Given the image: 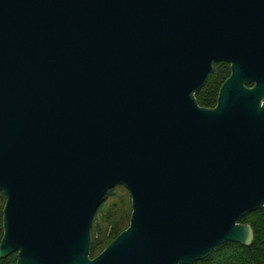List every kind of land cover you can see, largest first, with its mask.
Here are the masks:
<instances>
[{
	"label": "water",
	"instance_id": "95a60500",
	"mask_svg": "<svg viewBox=\"0 0 264 264\" xmlns=\"http://www.w3.org/2000/svg\"><path fill=\"white\" fill-rule=\"evenodd\" d=\"M218 61L230 75L201 106ZM116 185L128 226L90 257ZM0 191V259L15 264H191L249 244L264 0H0Z\"/></svg>",
	"mask_w": 264,
	"mask_h": 264
},
{
	"label": "trees",
	"instance_id": "16d2710c",
	"mask_svg": "<svg viewBox=\"0 0 264 264\" xmlns=\"http://www.w3.org/2000/svg\"><path fill=\"white\" fill-rule=\"evenodd\" d=\"M226 63H215L207 82L197 93L199 105L213 107L221 83L228 75ZM5 196L0 191V238L2 236V209ZM131 212L130 196L122 185H116L105 194L99 203L92 224L90 257L96 256L129 223ZM241 222H248L253 230V238L247 245L227 241L205 258L191 264H264V206L245 214Z\"/></svg>",
	"mask_w": 264,
	"mask_h": 264
},
{
	"label": "flooded vegetation",
	"instance_id": "af4514ba",
	"mask_svg": "<svg viewBox=\"0 0 264 264\" xmlns=\"http://www.w3.org/2000/svg\"><path fill=\"white\" fill-rule=\"evenodd\" d=\"M219 62H223V63H226L227 65H228V68H229V73H228V75L224 78V80L230 75V64L228 63V62H225V61H218V62H214L213 63V68H214V66H215V63H219ZM212 72H213V70H212ZM223 80V81H224ZM223 83V82H222ZM221 83V84H222ZM253 85V83H250L248 86H252ZM2 233H3V231H2ZM1 239V238H0ZM16 259H17V252H13V253H10L9 255H7V256H5V257H3V258H1L0 259V264H15V262H16Z\"/></svg>",
	"mask_w": 264,
	"mask_h": 264
}]
</instances>
